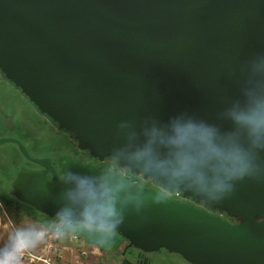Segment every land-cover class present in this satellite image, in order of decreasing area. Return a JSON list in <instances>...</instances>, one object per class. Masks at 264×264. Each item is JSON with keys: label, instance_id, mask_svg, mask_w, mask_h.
Wrapping results in <instances>:
<instances>
[{"label": "water", "instance_id": "1", "mask_svg": "<svg viewBox=\"0 0 264 264\" xmlns=\"http://www.w3.org/2000/svg\"><path fill=\"white\" fill-rule=\"evenodd\" d=\"M0 74L99 161L33 157L12 195L192 264H264V0H0Z\"/></svg>", "mask_w": 264, "mask_h": 264}, {"label": "rangeland", "instance_id": "2", "mask_svg": "<svg viewBox=\"0 0 264 264\" xmlns=\"http://www.w3.org/2000/svg\"><path fill=\"white\" fill-rule=\"evenodd\" d=\"M31 110L34 111L32 104H26L17 87L0 74V138L19 140L36 158H56L59 154L70 153L75 159L82 158L85 161L82 163H92L103 169L114 168V171L124 176L129 174L127 169L119 168L114 160L108 159L104 164L89 152L81 153L70 136L56 126L47 128L45 118L35 116ZM25 164L29 162L16 143L0 144V256L11 249L18 233H27L33 237L43 233L42 239L22 254L21 264H123L120 258H113L108 251H105L107 255H101L96 247H123L126 241L113 230L98 229L79 222L61 231L62 219L51 218L9 194L16 171ZM131 178L135 182L142 181ZM74 234H83L89 243L76 238ZM94 240H100L101 245ZM155 258L159 262L168 263L174 257L164 250L157 253ZM94 259H97V263Z\"/></svg>", "mask_w": 264, "mask_h": 264}, {"label": "flooded vegetation", "instance_id": "3", "mask_svg": "<svg viewBox=\"0 0 264 264\" xmlns=\"http://www.w3.org/2000/svg\"><path fill=\"white\" fill-rule=\"evenodd\" d=\"M8 80V79H7ZM9 81V80H8ZM10 82V81H9ZM13 84V83H12ZM18 89V88H17ZM19 91V90H18ZM21 98L22 99H25L26 100V104L27 103H31L29 101V99L21 92ZM32 104V103H31ZM32 106L34 107V111L33 114H35V116L39 117V118H45V121L47 122V128H51L53 126H56L47 116H45L44 114H42L41 112L38 111V109L32 104ZM24 108H29L28 106H25ZM30 109V108H29ZM58 129V128H57ZM61 131V130H60ZM64 134L68 135L66 132L62 131ZM69 136V135H68ZM72 138V137H71ZM73 139V138H72ZM74 143L76 144L75 140L73 139ZM77 146V144H76ZM87 151H83L81 150V153H85ZM64 154H59V156H57L56 158L54 157H50L52 158V161H53V165L55 166V168L57 170H60L59 168V164H58V158L60 156H62ZM65 155H70L72 156V158L74 159V161H78V162H85L82 158H78V159H75L73 157V155H71L70 153H66ZM28 161V160H27ZM29 164H25L23 166H26V167H29V168H32V169H38V168H41L39 165L33 163V162H30L28 161ZM102 162V161H101ZM106 161L102 162L105 164ZM21 168V167H20ZM19 168V169H20ZM19 169L16 171V174H15V177L19 171ZM104 174H109L110 172H113L114 171V168H99ZM14 177V179H15ZM128 177V178H126ZM131 177H134V178H139L141 179L142 181L141 182H135L134 179H132ZM125 178L128 180V182L130 183H136V184H139V185H143V186H146V187H149V188H153L155 190H157L158 192L172 198L173 200L175 201H178V202H182V203H187L189 205H192L196 208H201V210H204L210 214H215V215H218V216H221L223 217L225 220L227 221H230L231 223H236V219L235 218H231V217H228L226 214H221L220 212H217L213 209H211L210 207H208L207 205L203 204V203H199L197 202L196 200L190 198V197H184L182 194L180 193H177V192H170L168 190H165L164 188H162L161 185H159L158 183L154 182L153 180H150V179H144L141 175H135V174H132L130 171H129V174L125 176ZM12 184V183H11ZM12 187V186H11ZM9 194L15 198L17 201L23 203V204H26L22 201H20L19 199H17L15 196L12 195V191L9 192ZM28 205V204H26ZM30 206V205H29ZM32 207V206H31ZM34 208V207H33ZM35 209V208H34ZM44 214V213H43ZM51 218H57V217H51ZM57 219H62L63 220V224L62 226L59 228L61 231L63 230H67L65 227L67 226H70V225H73L71 224L70 222H66V220L64 218H57ZM88 225H91V224H88ZM93 226V225H91ZM96 227V226H94ZM98 229H105V228H99L97 227ZM116 234H118L117 232H115L114 230L112 231ZM76 238H79L80 240L84 241V242H87V239L84 237V235L82 234L79 235V234H74ZM119 235V234H118ZM120 236V235H119ZM122 237V236H121ZM123 240L126 241V244L122 247V246H106V247H103L102 246H96L98 249H99V253L101 255H107L108 253L110 255H112L113 258H120L121 262L123 264H192L191 262H189L188 260H186L182 255L178 254V253H172L169 251H167L168 254H170L171 256H173L174 258L168 262V263H164V262H159L155 256L157 253L159 252H163L165 249H162V250H159V251H155V252H145L139 248H136V247H132V246H129L128 245V241L126 239H124L122 237ZM96 243H99L100 244V240H94ZM89 243V242H87ZM101 245V244H100ZM105 251H108V253H106ZM83 256L85 257L86 254L84 253ZM95 260V259H94ZM94 260H93V263H94ZM97 259L95 260V263ZM99 263V262H98Z\"/></svg>", "mask_w": 264, "mask_h": 264}, {"label": "clouds", "instance_id": "4", "mask_svg": "<svg viewBox=\"0 0 264 264\" xmlns=\"http://www.w3.org/2000/svg\"><path fill=\"white\" fill-rule=\"evenodd\" d=\"M43 233H37L35 237L27 233H18L9 251L0 256V264H21L22 254L33 247L37 240L42 239Z\"/></svg>", "mask_w": 264, "mask_h": 264}, {"label": "trees", "instance_id": "5", "mask_svg": "<svg viewBox=\"0 0 264 264\" xmlns=\"http://www.w3.org/2000/svg\"><path fill=\"white\" fill-rule=\"evenodd\" d=\"M126 178H128V177H126ZM121 236V235H120Z\"/></svg>", "mask_w": 264, "mask_h": 264}, {"label": "built area", "instance_id": "6", "mask_svg": "<svg viewBox=\"0 0 264 264\" xmlns=\"http://www.w3.org/2000/svg\"><path fill=\"white\" fill-rule=\"evenodd\" d=\"M0 205H1V203H0Z\"/></svg>", "mask_w": 264, "mask_h": 264}]
</instances>
